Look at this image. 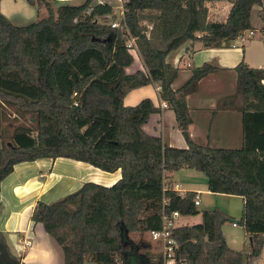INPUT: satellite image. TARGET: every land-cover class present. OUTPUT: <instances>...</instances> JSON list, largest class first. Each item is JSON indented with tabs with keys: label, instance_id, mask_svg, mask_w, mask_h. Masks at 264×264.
<instances>
[{
	"label": "trees",
	"instance_id": "obj_1",
	"mask_svg": "<svg viewBox=\"0 0 264 264\" xmlns=\"http://www.w3.org/2000/svg\"><path fill=\"white\" fill-rule=\"evenodd\" d=\"M214 0H126L120 26L101 20L116 17L112 3L82 0L59 3L27 0L47 15L18 26L0 11V121L11 109L30 124H17L8 145L0 129V181L19 162L65 157L102 171H120L105 186L87 181L52 202L38 201L31 220L41 223L63 252L62 264H147L146 241L131 233L159 229L162 216L198 213L196 192L182 195L173 188V173L183 167L206 177L207 190L242 198L239 224L249 243L247 256H258L264 244V70L241 60L233 94L213 110L242 114V139L237 148L197 143L189 135L192 119L186 96L201 78L218 68L209 63L190 67L177 88L178 69L167 55L185 42L204 48L227 47L251 29L250 11L260 0H226L224 22L208 19ZM151 26L149 29L148 26ZM264 34V27H263ZM136 39L140 68L128 71L134 57L127 36ZM157 83L158 96L173 111L185 147H173L143 126L159 111L148 97L126 105L127 94ZM231 217L214 207L201 221L174 226L176 264H242V251L227 244L222 226ZM162 264L161 254L153 264ZM0 264L24 263L14 255L0 231Z\"/></svg>",
	"mask_w": 264,
	"mask_h": 264
},
{
	"label": "crops",
	"instance_id": "obj_2",
	"mask_svg": "<svg viewBox=\"0 0 264 264\" xmlns=\"http://www.w3.org/2000/svg\"><path fill=\"white\" fill-rule=\"evenodd\" d=\"M53 1L56 7L59 4L57 2L68 3L70 0ZM207 7L210 21L224 22L231 4L226 0H214L209 1ZM0 11L18 26L39 19V10L27 0H0ZM249 19L250 30L253 33L250 34V30L242 32L227 47L204 48L198 42H185L166 57V61L178 69L172 83L173 88L179 87L187 79L190 67L209 63L218 68L201 78L196 91L185 98L192 119L188 129L189 135L199 144L208 141L213 147L225 148H237L241 145V112L227 108L214 113L213 110L221 98L234 93L236 84L234 68L241 60L250 67L264 70V21L260 5L251 8ZM157 87L158 84L153 83L134 89L127 94L124 103L134 105L142 98H150L154 105L159 107V111L149 116L143 126L144 130L148 134L159 136L166 145L185 147L186 143L177 127L173 111L168 105L164 108L159 105L161 100ZM193 170L195 169L183 167L173 173L174 185L183 193L194 191L200 194L202 191H209L207 183L205 190L196 186L195 181L200 180L192 176ZM119 178V170L105 172L86 162L65 157H44L16 163L12 172L0 181V231L4 233L10 251L24 263L62 264L61 247L44 230L41 223H34L31 220L34 206L38 201L55 202L78 190L87 181L110 186ZM202 181L205 183L206 180ZM234 223H231L232 227L237 226ZM223 227L224 225L222 226L224 238L233 248L235 240L225 233ZM147 235L149 236L148 232H145L137 240H146V247L141 251L152 258L147 264H153L155 257L161 254L162 246L160 242L151 240L150 236L148 239ZM24 240H30V244L25 246ZM137 240L134 239L135 242ZM86 264L96 263L87 261Z\"/></svg>",
	"mask_w": 264,
	"mask_h": 264
},
{
	"label": "rangeland",
	"instance_id": "obj_3",
	"mask_svg": "<svg viewBox=\"0 0 264 264\" xmlns=\"http://www.w3.org/2000/svg\"><path fill=\"white\" fill-rule=\"evenodd\" d=\"M81 1L82 0H74V1L70 0L68 3H80ZM46 15H47V11L45 10V8H40L38 18H42ZM141 64L142 62L140 58L139 59L135 58L133 64L130 66V68H128V71H132L137 68H140ZM6 112L8 114L0 121L2 139L4 140L6 139L5 142L7 141V139H9L10 132L15 125L20 123L27 125L30 124L29 120L27 119L28 115L25 118H23L20 116L19 117L15 116V114L11 109H7ZM8 144L9 142L7 141L6 145ZM192 173H193L192 176L200 180V181H195L197 182L196 186L198 188L205 190L206 181L205 183L204 181H202L203 179L206 180L205 175L196 170H193ZM199 200H200V205L197 206L198 213L188 214V215L177 214L176 218L173 221L174 226L179 225L181 223H186L189 225L196 224L201 221V212L203 210H210L214 207H218L223 211H225L231 217V220L224 223L223 230L225 231V233H227L230 236V238L235 240V243L232 245V247L235 250L242 251L243 254L242 264H264V244L258 256L246 255L247 252L249 251L248 248L249 239L245 235L243 227L239 224V218L241 216V210H242V200L240 196L223 194V193H213L211 191H202V193L199 194ZM181 218L183 220H181ZM232 222H235L237 226L232 227L231 226ZM130 237H132L135 240L140 239L139 238L140 236L137 233H131ZM147 238L149 239L148 235ZM142 240L146 241L144 239Z\"/></svg>",
	"mask_w": 264,
	"mask_h": 264
},
{
	"label": "built area",
	"instance_id": "obj_4",
	"mask_svg": "<svg viewBox=\"0 0 264 264\" xmlns=\"http://www.w3.org/2000/svg\"><path fill=\"white\" fill-rule=\"evenodd\" d=\"M96 1L98 3L107 2V3L114 4L113 9H114V13L116 17L113 18L111 16L113 14H109V15L101 17V20L104 23H107L112 28L119 27L120 21L124 17V3L126 0H96ZM260 2H261L260 4L261 17L264 21V0H260ZM148 28L150 29L151 26L149 25ZM252 33L253 32L250 30V34ZM125 46L134 57L136 58L139 57V51H138V47L136 44V39L134 37H132L131 35L127 36ZM262 81L264 82V80ZM157 89L159 90V86L157 87ZM159 105L162 108L167 107V103L163 100L159 102ZM173 188L177 190L181 195L183 194V192L178 189L177 185H174ZM193 202H194V205H198L200 203L198 193H196V195L194 196ZM177 214H178L177 212H173L171 217H167L163 215L161 227L159 229L148 231V234L151 240L161 243V246H162L161 258H162L163 264H176L177 263V260L175 258V250L177 248V242L172 236V231H171V229L174 227V223H173L174 217ZM29 244H30V240H24L25 246H28Z\"/></svg>",
	"mask_w": 264,
	"mask_h": 264
},
{
	"label": "water",
	"instance_id": "obj_5",
	"mask_svg": "<svg viewBox=\"0 0 264 264\" xmlns=\"http://www.w3.org/2000/svg\"><path fill=\"white\" fill-rule=\"evenodd\" d=\"M249 240H250V238H249Z\"/></svg>",
	"mask_w": 264,
	"mask_h": 264
}]
</instances>
